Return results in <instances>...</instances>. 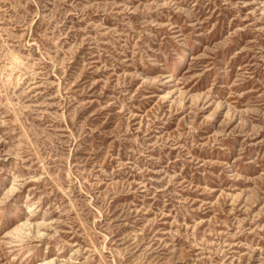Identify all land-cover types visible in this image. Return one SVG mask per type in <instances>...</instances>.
I'll list each match as a JSON object with an SVG mask.
<instances>
[{"label":"rangeland","instance_id":"1","mask_svg":"<svg viewBox=\"0 0 264 264\" xmlns=\"http://www.w3.org/2000/svg\"><path fill=\"white\" fill-rule=\"evenodd\" d=\"M0 264H264V0H0Z\"/></svg>","mask_w":264,"mask_h":264}]
</instances>
